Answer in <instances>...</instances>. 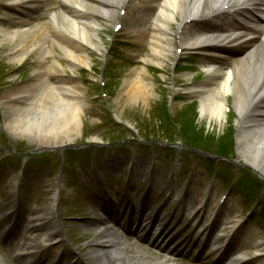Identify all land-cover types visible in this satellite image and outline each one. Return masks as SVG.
<instances>
[{"label": "bare ground", "instance_id": "obj_1", "mask_svg": "<svg viewBox=\"0 0 264 264\" xmlns=\"http://www.w3.org/2000/svg\"><path fill=\"white\" fill-rule=\"evenodd\" d=\"M37 2L0 0V47L9 48V61L17 64L29 55L41 56L38 57L41 69L33 72V79L17 84L3 95L0 110L8 135L29 141L41 137L59 138L52 143L44 141L52 146L80 128L81 89L73 68L92 64L87 51H102L104 28L118 19L124 7L132 8L135 2L147 6L149 0H70L68 6L62 4L63 10L50 22L60 35L57 32L46 35L39 26ZM158 2L152 4V15L144 9L145 12L138 11L140 14L135 18L140 28L137 42L146 43L149 48L146 63L162 68L169 61L173 63L178 54L200 51L203 57L200 66L207 73L206 81L185 86L184 90L187 97L199 100L201 121L209 127L215 123L221 128L227 113L233 111L237 153L243 160L244 157L254 162L264 159V111L254 115L260 108L256 107L255 112L251 109L258 100L264 101V34L244 33L247 30L236 22L228 25L214 21L244 15L247 6L258 14L264 0ZM220 10L235 13L226 16ZM48 38L60 41L55 45L69 69L52 60L53 53L46 48ZM65 70L72 75L65 74ZM125 87L126 99L134 104L144 103L154 94L144 73L128 77ZM15 94H22L23 98L17 99ZM261 105L264 107V102ZM189 129L182 126L185 133ZM262 247L253 254H261ZM247 256L241 254L237 258ZM108 258L110 264H169L123 245H118Z\"/></svg>", "mask_w": 264, "mask_h": 264}, {"label": "rangeland", "instance_id": "obj_2", "mask_svg": "<svg viewBox=\"0 0 264 264\" xmlns=\"http://www.w3.org/2000/svg\"><path fill=\"white\" fill-rule=\"evenodd\" d=\"M114 25V24H113ZM111 27V26H110ZM108 28V27H107ZM106 28V29H107ZM110 30H105L108 34L107 37H110L112 35L113 28H109ZM112 30V31H111ZM107 37L104 38L102 36L103 40V49H107ZM147 52V49L145 50ZM95 52V53H94ZM9 48L0 47V95H4L5 91L7 90L8 86H12L13 84L17 83L20 80H27L29 75L28 69L24 70V72L17 71L14 72L13 75L16 76V80H13L9 85L8 81H5V74L6 71H11L16 68L17 64L11 63L8 58ZM149 53V52H148ZM98 51H91L88 53V57L90 58V64L88 67L81 66L78 68H73L74 76L76 77V80L79 82H84V86H82L81 91L83 96L85 97V114L83 115V118L81 120V127L82 131L78 133V141L74 140V142H71L69 144L65 143L63 144L65 147H63L62 150L57 149V151H51L46 150L43 151L42 154L38 153H31L28 155H20V150L24 151H31L35 149L36 147L42 148V147H54L57 145L52 146H45L44 143L42 144L41 140L38 141V146L31 144L26 145L21 140L14 139L11 144H3L0 147V152H2L5 156L6 152L4 150L14 149L18 152L19 155L18 159L13 160L9 157H7V160L1 161L3 164V171H5L8 174V179L13 181H17L19 178V174H22L21 171L24 167L25 175L23 177L28 178L32 177L33 175H36L38 177H41L43 174H48L49 170L54 171V174H56L57 167L59 166V163L61 160L59 158L63 156L64 154V164L62 165L63 171H66L67 174H70L71 171V164L74 162L73 158L74 156H71L72 154H67L66 151L69 149L67 146H76V145H87L89 143H93L92 136L100 135L104 138V141H115L117 140H124L128 136H131L132 133L135 135V138L138 139L141 138L143 142H147L148 145L152 144L154 147H159L160 145H167L171 144L172 142H176L178 146L183 148H196L202 152H207L210 154H218L223 155L224 153L229 152V146H231V138L234 133V113L232 111L227 113V119L224 122V125L220 128L219 125L213 123L210 127L207 125L206 122L201 121L198 111L194 107H191L187 112L185 118H187L186 124L188 123L189 130L188 137H190V140H188L187 136L178 137L173 131L170 132V135L166 136V134H162L157 126H159L160 122H166V109L168 107V91L167 87L170 83V74L168 68H173L172 66L177 63H173L169 61L163 68H160L157 70L156 74L153 75L154 79L157 80V83L152 86V91L154 92L153 96L151 98H148L147 100H144V103L137 102V104L131 103L129 100L126 99L125 95H123L124 90L122 85L117 92L112 96L110 93L109 96L107 95L106 100H102L99 98V95L91 94V91L89 90V86L92 84H95L96 76L98 75V67L100 64L98 63V59L96 61V58H98ZM172 60V59H171ZM61 63L63 64V68L67 67L70 68L64 61L60 58ZM26 62V61H25ZM24 62V63H25ZM101 63V61H99ZM29 66L28 62L24 64V68ZM171 66V67H170ZM65 69V68H64ZM157 69V68H156ZM186 67L184 66H175L173 70L170 71L172 74V71L175 73V71L179 74L177 77L184 75V74H192L195 70L192 68H189V70L185 71ZM68 71V70H67ZM65 70V73L69 76L70 73H68ZM156 71V70H155ZM9 74V73H8ZM20 74H22V79H20ZM201 76L198 74V78ZM88 82V83H87ZM176 81V83H178ZM10 86V87H11ZM91 90H98L97 86L91 87ZM122 92V93H120ZM103 106V107H101ZM96 110L94 113H90V110ZM108 109V111L111 113L110 115H114L117 121V124L114 125L113 131L110 129L111 126H108L109 120L102 121L99 125L98 120H92L94 118H99V115H102L105 110ZM100 113V114H99ZM99 114V115H98ZM108 117H110L108 115ZM1 118V117H0ZM179 119H172L170 122L171 125L179 127ZM0 127L3 129V123L4 120L0 119ZM169 124V125H170ZM106 126V127H105ZM132 129V130H129ZM157 131V133L153 130ZM4 130V129H3ZM134 130V131H133ZM6 131V130H5ZM99 133V134H98ZM162 134L166 137L167 142H165L162 138H158V134ZM171 137V139H169ZM177 138V141H174L173 138ZM193 137V138H192ZM44 141L50 142V139L48 137H43ZM53 141H57V138H52ZM151 139V140H149ZM38 140V139H37ZM180 140V141H179ZM50 142V143H52ZM159 146H157V145ZM62 147V146H59ZM46 149V148H45ZM62 153V154H61ZM189 158V157H186ZM251 161V160H250ZM32 162V163H31ZM40 162V163H39ZM27 163V164H26ZM39 163V164H38ZM259 164H262L261 166L264 167V161L260 162ZM31 164H34L31 166ZM37 164V165H35ZM30 165V166H29ZM245 170L244 168H239L238 172L243 177H245V174H243L241 171ZM253 170L257 172V168L253 167ZM237 172V173H238ZM46 177V176H45ZM41 179V178H40ZM11 186V184H10ZM34 195V192L32 193ZM32 195V196H33ZM50 199V198H49ZM50 207L49 200H47L44 205L40 208V210L48 209ZM75 207V205H74ZM69 211H71V214H69ZM67 214L72 215L73 210H69Z\"/></svg>", "mask_w": 264, "mask_h": 264}]
</instances>
